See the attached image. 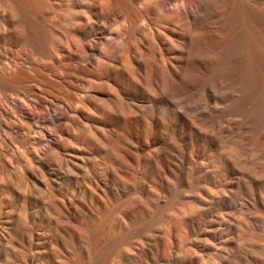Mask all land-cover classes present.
I'll return each instance as SVG.
<instances>
[{
    "label": "rangeland",
    "instance_id": "374dc122",
    "mask_svg": "<svg viewBox=\"0 0 264 264\" xmlns=\"http://www.w3.org/2000/svg\"><path fill=\"white\" fill-rule=\"evenodd\" d=\"M15 2L31 6L20 29L45 53L44 0ZM164 2L101 68L94 116L51 142L1 134L0 264H164L161 230L191 191L236 175L229 164H264V0ZM193 212L168 225L179 245L202 240ZM142 233L153 250L132 249Z\"/></svg>",
    "mask_w": 264,
    "mask_h": 264
},
{
    "label": "bare ground",
    "instance_id": "6f19581e",
    "mask_svg": "<svg viewBox=\"0 0 264 264\" xmlns=\"http://www.w3.org/2000/svg\"><path fill=\"white\" fill-rule=\"evenodd\" d=\"M15 1L0 0V83L7 82L0 84V136L6 131H32L48 142L55 133L69 131L83 110L94 116L86 102L90 98L104 102L97 97L101 68L110 64L113 51L130 43L133 31L144 27L149 32L148 15L163 14L165 4L164 0H131L127 6L112 0H44L38 18L49 44L42 54L20 29V12H29L31 6ZM172 1L174 7L182 4ZM108 22L115 27L109 30ZM229 165L236 175L198 186L188 195L192 203L169 215L171 225L166 224L159 236L164 264H264V164ZM193 211L206 219L198 234L202 240L179 245L168 225L186 227V217ZM145 245L150 251L155 247L142 233L132 249ZM63 259L60 264H68Z\"/></svg>",
    "mask_w": 264,
    "mask_h": 264
}]
</instances>
